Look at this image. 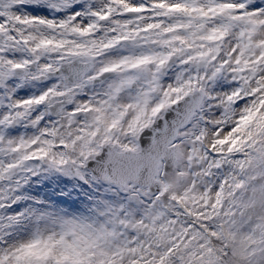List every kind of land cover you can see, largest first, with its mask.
Wrapping results in <instances>:
<instances>
[{
    "label": "snow or ice",
    "instance_id": "snow-or-ice-1",
    "mask_svg": "<svg viewBox=\"0 0 264 264\" xmlns=\"http://www.w3.org/2000/svg\"><path fill=\"white\" fill-rule=\"evenodd\" d=\"M0 264H264V0H0Z\"/></svg>",
    "mask_w": 264,
    "mask_h": 264
}]
</instances>
